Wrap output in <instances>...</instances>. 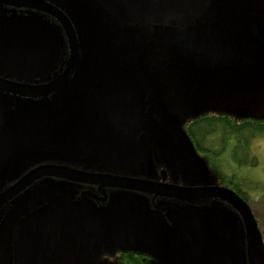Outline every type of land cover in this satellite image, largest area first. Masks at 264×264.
Listing matches in <instances>:
<instances>
[{"label": "flooded vegetation", "instance_id": "obj_1", "mask_svg": "<svg viewBox=\"0 0 264 264\" xmlns=\"http://www.w3.org/2000/svg\"><path fill=\"white\" fill-rule=\"evenodd\" d=\"M221 11L223 2L213 0L182 29L121 17L100 0H0V32L36 28L50 39L48 54L36 63L0 56V264H16L22 221L60 203L100 212L106 223L101 261L109 264L125 255L150 264H192L190 256L197 264H248L239 212L211 196L228 190L255 217L240 177L235 172L228 181L212 161L238 141L232 136L225 145L218 131L209 135L204 128L218 117H252L212 113L197 96L185 101L196 95L188 84H202L203 76L216 82L233 68L211 62L182 33L229 43L236 30L220 27ZM183 62L191 65L183 72L189 81L175 93L168 67L182 73ZM187 105L200 108L187 113ZM22 182L24 188L4 197ZM188 213L230 231L209 230L203 234L209 242L197 237L195 246L216 261L188 247Z\"/></svg>", "mask_w": 264, "mask_h": 264}, {"label": "water", "instance_id": "obj_2", "mask_svg": "<svg viewBox=\"0 0 264 264\" xmlns=\"http://www.w3.org/2000/svg\"><path fill=\"white\" fill-rule=\"evenodd\" d=\"M110 10L121 17L179 25L183 29L188 21L205 11L213 0H100ZM36 28H21L11 32H0V56L8 55L22 63H36L48 54L50 39L46 32L39 36ZM184 36L192 43H198L213 63L225 61L229 65L252 63L253 57L243 48L228 47L224 41H215L206 34L182 30ZM34 55V56H31ZM37 55V56H36ZM205 174L209 171L200 160ZM22 182L5 194L14 195L24 188ZM211 196L231 203L239 212L246 230V253L248 264H264V247L257 221L250 207L236 194L216 189ZM3 197V198H4ZM3 198H1L3 200ZM1 201V200H0ZM100 212L93 208L84 210L71 207L68 203L51 204L33 213L19 225L15 238L16 264H101L103 246L105 245V221ZM184 229L188 232V247L207 259L216 261L209 249L195 246L197 237L209 242L204 236L209 230L218 231L220 236L230 234L221 223L188 213ZM112 236L109 235V237ZM234 237L233 235L230 236ZM226 249H220L219 258Z\"/></svg>", "mask_w": 264, "mask_h": 264}, {"label": "rangeland", "instance_id": "obj_3", "mask_svg": "<svg viewBox=\"0 0 264 264\" xmlns=\"http://www.w3.org/2000/svg\"><path fill=\"white\" fill-rule=\"evenodd\" d=\"M223 2L224 11L220 16L223 22L220 27L226 31L227 28L235 32L228 37L229 43L225 40L228 47L240 48L243 44V51L253 57L252 63L230 65V73L224 71L217 75V81L203 76L202 84H188L192 86L196 95L188 94L185 101L191 104L196 100L195 96L201 101V105H210L212 113H228L242 119L246 116L253 119L264 120V0H217ZM211 6L210 9H213ZM172 60L179 65V62L173 57ZM182 73L174 66L169 69L167 79L175 88L180 82L188 80L183 74L189 69L190 63L183 62ZM242 66V68L237 69ZM220 69V68H219ZM192 70V67L190 68ZM178 72L180 74H178ZM221 74L223 76H221ZM225 77L226 83L222 78ZM195 81V79H193ZM189 81V80H188ZM219 82V83H217ZM172 92V94H174ZM195 105H187V113L196 110ZM243 123V122H241ZM219 140L214 143L216 151L221 149ZM247 143V144H246ZM244 148L242 151L247 155V163L240 166L236 164V153L241 152L233 145L228 146L223 154L213 158V163L218 170L230 179L236 172V177L243 180L242 187H246L250 192L249 203L258 220L262 231L264 242V134H258L246 142L243 140ZM231 146V143H230ZM229 181V180H228ZM238 181V180H237ZM241 181L237 183L241 186ZM264 250V249H263ZM190 255V254H189ZM192 264L197 261L190 256ZM101 264H109V261L103 260Z\"/></svg>", "mask_w": 264, "mask_h": 264}, {"label": "trees", "instance_id": "obj_4", "mask_svg": "<svg viewBox=\"0 0 264 264\" xmlns=\"http://www.w3.org/2000/svg\"><path fill=\"white\" fill-rule=\"evenodd\" d=\"M205 122L204 121H200L199 123L201 124ZM243 122V123H241ZM208 127L204 128V132L209 131V135H211L212 133H215L216 131H218L222 136H223V140L225 142H228L229 139L232 138V136H236V140L237 142V150L238 149H242L243 150V140H245L246 142L248 141V139H252L254 137H256L258 134H264V120H258V119H246L243 121H234L230 118H222V117H218L212 121H208ZM208 128V130L206 129ZM207 130V131H206ZM247 144V143H246ZM241 150V152H237L236 153V161L239 162V164L242 166L244 164L247 163L246 161V157L247 155ZM241 181V185L243 186L242 183H244L243 180ZM120 264H150L148 260H144L143 258L136 259L134 258V256H127L125 255V257H122L120 259Z\"/></svg>", "mask_w": 264, "mask_h": 264}]
</instances>
